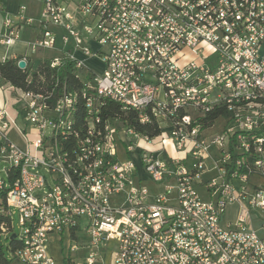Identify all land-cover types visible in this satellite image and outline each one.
<instances>
[{
    "label": "built area",
    "instance_id": "2783aa9c",
    "mask_svg": "<svg viewBox=\"0 0 264 264\" xmlns=\"http://www.w3.org/2000/svg\"><path fill=\"white\" fill-rule=\"evenodd\" d=\"M33 1L37 15L0 4V45L72 63L81 86L0 85V240L18 213L15 259L57 264L50 236L84 232L79 264L109 243L112 264H264V0ZM108 102L159 134L108 115ZM216 108L225 114L206 126Z\"/></svg>",
    "mask_w": 264,
    "mask_h": 264
},
{
    "label": "trees",
    "instance_id": "16d2710c",
    "mask_svg": "<svg viewBox=\"0 0 264 264\" xmlns=\"http://www.w3.org/2000/svg\"><path fill=\"white\" fill-rule=\"evenodd\" d=\"M19 57H12L0 60V85L6 84L14 86L18 91H38L43 92L51 89L54 84L56 94L65 88L73 91L80 88V82L75 78L73 73V64L67 63L61 68L51 67L49 56H45L35 69H20L18 67ZM110 116H121L123 121L136 128L138 131L154 137L159 134V128L156 123L141 125L135 112H123L119 105L114 102L107 103V112ZM223 108H216L213 112L206 115L204 122L206 126H211L219 115H224ZM4 196V194H3ZM10 224V219L5 215H0V224L2 222ZM7 246L4 247L0 240V264H20L13 256L14 251L20 247V241L17 238L6 239ZM10 253L7 254V251Z\"/></svg>",
    "mask_w": 264,
    "mask_h": 264
},
{
    "label": "crops",
    "instance_id": "0c3cea01",
    "mask_svg": "<svg viewBox=\"0 0 264 264\" xmlns=\"http://www.w3.org/2000/svg\"><path fill=\"white\" fill-rule=\"evenodd\" d=\"M20 2H23V0H15L14 4H11V0H0L1 6H4L5 8L8 9L9 12L14 13L16 11V8ZM34 4H36V8L34 9V14L37 15L38 10H39V5L37 2L33 1ZM11 4V5H10ZM3 18H4V11L0 7V31L3 29ZM34 32L30 29H26L24 31V38L25 39H32L34 38ZM43 54V56H41ZM23 55L30 56L29 53V47L27 46L25 41H21L13 45L12 47L5 48L0 45V60L3 61L8 58L12 57H20ZM46 56H49V54L41 52L37 56H30L32 59V69H35V58L40 57L41 60ZM39 64V63H38ZM16 95V94H15ZM16 97V96H15ZM11 101L14 99L16 101L15 105L17 108L20 106L18 103L17 99L10 96ZM12 104V103H11ZM14 113V112H13ZM17 114V111L16 113ZM18 116V115H17ZM22 119L21 116H18V120ZM151 188L154 190H159L161 188L157 187L156 185L150 184ZM235 207L237 210L236 206ZM236 211H234L235 214ZM229 217V215H227ZM234 217V216H233ZM229 217V218H233ZM71 235L75 236L77 235V238L72 240L69 238V233H65L63 235H58V234H52L50 236L49 244H48V253L55 259L57 264H79V263H84L85 258L88 255V249H87V243L88 239L87 236L85 235L84 232H77V234L71 233ZM67 239L69 242L74 241L73 243H77L79 245V249L74 252L73 254L69 255V250L68 252H65L64 248V240ZM5 241V245L7 246V242ZM2 245L4 246L3 241L1 242ZM70 246V245H69ZM115 248V243H109L105 247L102 248L100 257L98 258L97 262L95 264H112V251ZM7 251V250H6ZM81 251V253H79ZM7 254L10 255V253L7 251Z\"/></svg>",
    "mask_w": 264,
    "mask_h": 264
},
{
    "label": "rangeland",
    "instance_id": "374dc122",
    "mask_svg": "<svg viewBox=\"0 0 264 264\" xmlns=\"http://www.w3.org/2000/svg\"><path fill=\"white\" fill-rule=\"evenodd\" d=\"M14 3H15V0H11V4H14ZM23 3L26 4V5L29 7V10H28L29 12H28V13H29L30 15H35L33 11H34V9L36 8L37 5L33 3V0H23ZM11 4H10V5H11ZM41 56H43V54H42ZM45 56H46V55H45ZM35 60H36V62H35V66H34V68H35V67L38 65V63L41 61V58H40V57H37V58H35ZM86 64L89 65V66H91V67H93V68H95V69H97L98 71H101L102 68H103V64H102V62L99 61L97 58H88V59L86 60ZM5 93H6L7 95H10V96L14 97V98H15V96H16L14 92L9 91V90H6ZM11 103H12V111H13L14 113H16V106L13 105V104L16 103V101L13 99V100L11 101ZM19 122H20L21 125H24L22 119H20ZM221 127H222V121H221V120H218V121L216 122L215 126H214L212 129H210L207 133H208V134H212V133L219 132V130H220ZM32 134L34 135V133H32ZM14 138H15V140H16L18 143H20V144L23 143V140H22L20 137H17L16 135H14ZM167 154H168V153H167ZM169 154H170V153H169ZM169 154H168V155H169ZM4 165H5V164H3L2 162H0V168H1L2 166H4ZM3 176H5L4 173H3ZM234 211H236L235 207H232V206L229 207L228 210H227V215H229V217H233V216H234ZM13 227H14V231H13V233H14V234H19V233H20V226H19V215H18V213H15V215L13 216ZM73 242H74V241L69 242L67 239L64 240L63 244H64L65 252H68L69 245L72 244ZM3 243H4V247H6V245H5V241H4V240H3ZM79 253H81V251H80Z\"/></svg>",
    "mask_w": 264,
    "mask_h": 264
},
{
    "label": "water",
    "instance_id": "95a60500",
    "mask_svg": "<svg viewBox=\"0 0 264 264\" xmlns=\"http://www.w3.org/2000/svg\"><path fill=\"white\" fill-rule=\"evenodd\" d=\"M18 67H19L20 69H24V68H26V63H25V61H23V60L19 61V63H18ZM14 238H16V234H12V235H11V239H14Z\"/></svg>",
    "mask_w": 264,
    "mask_h": 264
}]
</instances>
